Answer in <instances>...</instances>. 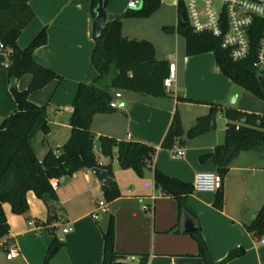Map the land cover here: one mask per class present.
I'll use <instances>...</instances> for the list:
<instances>
[{
	"label": "crops",
	"instance_id": "0c3cea01",
	"mask_svg": "<svg viewBox=\"0 0 264 264\" xmlns=\"http://www.w3.org/2000/svg\"><path fill=\"white\" fill-rule=\"evenodd\" d=\"M129 1L120 10L111 9L110 1L105 7L107 20L127 11ZM30 5L35 17L17 38V45L26 48L46 28L48 42L35 49L34 57L61 76L29 95L34 104L46 106L51 127L49 134L38 133L34 141L37 157L42 159L49 149L60 151L71 135L70 118L79 84L91 83L98 76L92 60L94 18L91 0H30ZM168 6L165 8L161 0L160 7L149 17L125 18L122 34L129 39H147L154 44L158 59L176 61L177 80L169 95L122 90L126 106L96 114L91 124L97 135L155 146L156 153L147 161L143 174L133 168H123L115 158L112 163L121 196L107 202L103 184L92 169L75 172L68 176L66 183L58 182L53 186L58 200L52 199L51 203L58 206V218L52 222L49 220L51 203L32 190L27 194L29 209L25 213L16 214L11 205L5 203L12 239L4 237L1 240L0 264H43L55 238L62 245L48 264H102L104 232L111 215L115 220L114 247L119 253L134 255L136 261L140 254L149 253L148 264H177L178 258L199 257L195 235L182 228L183 215L177 200L155 187L154 169L192 184L198 172L217 171L212 154L225 140L227 119L222 114L217 118L224 119V126L220 127L217 119L213 131L174 147L184 148L182 157L174 158L171 149L162 148L161 144L176 111L187 132L197 117L210 111L207 103L228 104L226 98L234 83L223 73L213 52L186 54V39L176 30L179 23L177 0H170ZM32 79L30 73L22 75L17 80V88L27 89ZM245 92L250 95L245 97L243 104L229 105L243 111L264 113V99L244 88L241 96ZM179 96L202 102L180 101ZM16 109L8 71L1 67L0 125L3 118ZM95 144L99 162L108 164L110 159L101 154L97 140ZM223 191V209L214 206L215 191L194 190L187 196L210 258L218 263L232 249L243 248L242 256L223 264H264V237L263 241L253 237L245 227L264 205V150L240 152L231 162ZM100 200L107 202L108 212L94 218L92 213ZM32 220L35 226L30 224ZM67 227L68 232H64ZM13 248L18 254L8 258Z\"/></svg>",
	"mask_w": 264,
	"mask_h": 264
},
{
	"label": "trees",
	"instance_id": "16d2710c",
	"mask_svg": "<svg viewBox=\"0 0 264 264\" xmlns=\"http://www.w3.org/2000/svg\"><path fill=\"white\" fill-rule=\"evenodd\" d=\"M111 0H102L104 8ZM100 0H91V14H98ZM161 5V0H142L139 9H128L112 20H107L103 35L95 40L92 53L93 63L98 76L91 83L79 84L73 101L74 111L70 118L72 126L69 139L60 151L49 149L42 159L36 154L34 141L38 133L47 135L51 131L46 106L30 101L31 92L38 90L61 76L44 67L34 57V51L48 42L46 28H43L26 48L17 45V38L35 17L30 0H0V68L8 71L11 91L17 102V109L5 116L0 125V243L9 237L10 225L7 221L4 204L9 203L16 214L29 209L27 194L34 191L44 197L50 193L54 201L58 200L51 181L64 176H72L83 169L101 167L108 173V182L103 184L104 197L111 202L121 196L120 187L115 180L113 160L116 158L123 168H133L143 174L148 160L156 153V147L145 142L119 140L107 135H97L91 129L93 118L98 113L113 111L110 101L113 91L130 90L140 93L168 96L164 86L168 75L169 61L156 56L154 44L147 39H129L123 36V21L128 17L145 18L153 14ZM179 23L176 30L186 39V54L213 52L223 71L233 83L264 99L257 72L253 68L256 57L235 61L228 49L222 46V39L208 32L197 33L187 21V12L183 4L178 7ZM175 29V27H168ZM12 49L7 59L4 51ZM33 76L25 90H19L17 80L24 74ZM178 100L199 103L202 101L179 96ZM210 111L197 117L187 132L184 130L181 115L176 111L163 138L161 147L172 149L184 145L187 140L209 133L215 129L217 117L222 114L226 119V133L223 143L218 144L212 157L217 172L225 180L233 159L242 151L264 150V113L248 112L224 103H207ZM185 136V139L183 138ZM100 152L110 159L108 164L99 162L95 142ZM155 187L162 193L174 197L181 215L187 214L196 219V213L187 203V196L194 191L192 183L171 177L161 170L154 169ZM225 203L223 187L216 191L214 206L223 209ZM58 206L50 204L52 222L58 218ZM247 231L256 238L264 237V205L255 217L245 224ZM198 246L199 257L203 264H223L242 256L245 249H232L220 262L215 263L209 256L200 227L193 232ZM115 220L111 215L104 232V252L102 264H148L149 253L138 256V260L129 262L128 256L115 250ZM62 242L55 238L48 247L43 264H48L61 247Z\"/></svg>",
	"mask_w": 264,
	"mask_h": 264
},
{
	"label": "built area",
	"instance_id": "2783aa9c",
	"mask_svg": "<svg viewBox=\"0 0 264 264\" xmlns=\"http://www.w3.org/2000/svg\"><path fill=\"white\" fill-rule=\"evenodd\" d=\"M183 4L187 12V21L194 32H208L222 39V46L229 50L230 57L241 61L253 55L255 58L253 68L257 73L264 75V0H177V8ZM142 0H130L128 9H139ZM0 49L4 45L0 42ZM12 49L4 51L7 59ZM177 80V63L169 61L168 75L164 86L171 91ZM110 106L113 109H122L126 106L122 90L115 91ZM171 155L179 158L184 155V148H172ZM224 179L217 171H200L196 174L193 186L197 191H218L223 187ZM57 179L52 180L56 186ZM108 212V204L100 200L92 215L98 218L102 213ZM32 226L35 221H30ZM65 228L64 232H68ZM263 241V238H262ZM16 249H11L8 258L17 255ZM136 256L130 255L129 262L136 261Z\"/></svg>",
	"mask_w": 264,
	"mask_h": 264
},
{
	"label": "water",
	"instance_id": "95a60500",
	"mask_svg": "<svg viewBox=\"0 0 264 264\" xmlns=\"http://www.w3.org/2000/svg\"><path fill=\"white\" fill-rule=\"evenodd\" d=\"M98 14L94 19L93 22V39H97L101 37L105 31V24L107 21V15L105 12L104 4L102 0H100L99 7H98ZM262 91L264 93V75L258 73L257 74ZM243 87L237 83H234L231 87V90L226 98V102L228 104H235L236 101L241 96ZM93 173L98 177V179L102 182V184H106L108 182V173L105 169L101 167H95L92 169ZM68 180V176H64L59 179V183L64 184ZM43 199L51 203L52 195L47 193L44 195ZM182 228L185 232H194L197 230V223L196 221L187 214H183L182 218ZM177 264H203V259L201 257H184L178 258L176 260Z\"/></svg>",
	"mask_w": 264,
	"mask_h": 264
},
{
	"label": "rangeland",
	"instance_id": "374dc122",
	"mask_svg": "<svg viewBox=\"0 0 264 264\" xmlns=\"http://www.w3.org/2000/svg\"><path fill=\"white\" fill-rule=\"evenodd\" d=\"M126 2H127V0H111V2H110V5H109V7L111 8V9H114V10H120V9H122L123 7H125V5H126ZM169 3H170V0H162V5L166 8L168 5H169ZM168 7H170V6H168ZM127 8H128V6H127ZM171 8H169V10H170ZM173 9V8H172ZM247 95H250V94H248L247 92H245V94H244V96H241V97H239V99L236 101V103H235V106H238L239 105V103L240 104H243V102L245 101V97L247 96ZM254 97V96H253ZM252 106H254V105H252ZM252 108V107H251ZM254 108V107H253ZM218 119V118H217ZM219 120V119H218ZM219 125H220V127H222V126H224V119H220L219 120ZM103 215H106V214H102V216Z\"/></svg>",
	"mask_w": 264,
	"mask_h": 264
}]
</instances>
